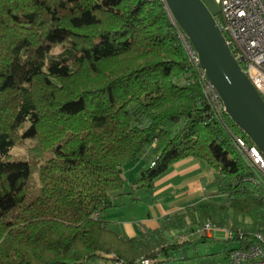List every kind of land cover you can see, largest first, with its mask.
Wrapping results in <instances>:
<instances>
[{
	"label": "trees",
	"instance_id": "1",
	"mask_svg": "<svg viewBox=\"0 0 264 264\" xmlns=\"http://www.w3.org/2000/svg\"><path fill=\"white\" fill-rule=\"evenodd\" d=\"M171 18L164 0H0V264L164 263L188 258L177 253L191 241L170 242L172 230L222 227L230 215L252 220L245 234L264 225V189L243 180L224 125L249 137L211 114L197 83L176 81L193 72ZM27 138L29 159L50 153L34 193L31 162L10 153ZM187 157L215 171L212 195L224 202L189 206L188 222L167 216L137 237L95 217L111 193L130 194L126 181L150 191Z\"/></svg>",
	"mask_w": 264,
	"mask_h": 264
},
{
	"label": "built area",
	"instance_id": "2",
	"mask_svg": "<svg viewBox=\"0 0 264 264\" xmlns=\"http://www.w3.org/2000/svg\"><path fill=\"white\" fill-rule=\"evenodd\" d=\"M215 2L219 7L214 15L215 22L241 70L264 100V0H215ZM171 20L193 72L190 76L178 77L176 81L186 86L197 83L211 114L223 121L227 113L219 93L200 66L198 53L189 37L173 18ZM224 127L229 132L234 149L249 170V174L243 180L264 189V155L250 139L240 133L230 132L226 125ZM94 215L97 217L98 213ZM197 231L206 237H210L214 231H223L226 240L237 242L236 246L227 251V264H264V225L245 234L240 229L234 230L227 225L219 227L206 221ZM136 263L154 264V260L140 258ZM113 264L124 263L116 260Z\"/></svg>",
	"mask_w": 264,
	"mask_h": 264
},
{
	"label": "crops",
	"instance_id": "3",
	"mask_svg": "<svg viewBox=\"0 0 264 264\" xmlns=\"http://www.w3.org/2000/svg\"><path fill=\"white\" fill-rule=\"evenodd\" d=\"M148 151L150 147L136 161L124 167L123 174L127 179H133L138 175L139 168L149 154ZM214 177L215 171L202 159L184 158L171 164L157 177L150 191L128 184L125 191H129L130 194L111 193V206L97 212L98 217L105 222L107 228L124 238L137 237L146 230L158 228L163 218L167 216L178 215L188 222L189 206L204 201L216 202L214 197L222 196L212 195L215 190ZM213 233L210 237L201 234L199 236L214 239ZM196 238L191 237L192 242L188 246L194 244ZM193 256L196 257L195 263L199 264L201 261L199 253L194 252ZM218 262L211 257L208 264H219ZM223 264H227V259Z\"/></svg>",
	"mask_w": 264,
	"mask_h": 264
},
{
	"label": "water",
	"instance_id": "4",
	"mask_svg": "<svg viewBox=\"0 0 264 264\" xmlns=\"http://www.w3.org/2000/svg\"><path fill=\"white\" fill-rule=\"evenodd\" d=\"M178 27L189 37L200 66L219 93L232 122L264 155V100L241 70L214 15L215 0H164Z\"/></svg>",
	"mask_w": 264,
	"mask_h": 264
},
{
	"label": "rangeland",
	"instance_id": "5",
	"mask_svg": "<svg viewBox=\"0 0 264 264\" xmlns=\"http://www.w3.org/2000/svg\"><path fill=\"white\" fill-rule=\"evenodd\" d=\"M58 51L57 47H54L51 52L55 53ZM34 140L33 139H24L21 143L14 146L10 153L13 160H29L31 162V174H30V180H29V186L30 190L34 192H38L39 190V174H38V166L40 163L43 162V160L50 155V153L45 154L43 157L38 158H28V151L29 148L33 145ZM149 160L152 159V157H148ZM126 179V178H125ZM126 185H128V182L126 181ZM226 199L225 196H218L214 197V201L216 203H222ZM252 220L247 216H233L230 215V221L228 222L227 226L234 227L236 229H242L244 226H251ZM202 226V225H201ZM199 227H196L194 232L192 230H177L173 231V233H168V240L170 242H177L188 239L189 241L191 237H197L195 240L196 242L190 246H186L180 251H178L177 255L184 254L188 256L187 259L180 260V259H169L165 261L164 263H157V264H197L195 263L196 257L193 256L194 252L199 253V258H201V261H199V264L201 263H208L211 257H214L215 260H218L219 264H223V262L226 260L227 256V249L232 248L236 246L237 242L233 240H226L225 235L223 231H214L213 237L214 239H206L204 236H199V231H197ZM236 226V227H235ZM235 229V230H236ZM254 230V229H252ZM250 229V231H252ZM196 233V234H195ZM194 234V235H192ZM185 237H184V236ZM184 238H183V237ZM176 255V256H177ZM95 263L98 264H110L109 262H103L101 260H96Z\"/></svg>",
	"mask_w": 264,
	"mask_h": 264
}]
</instances>
